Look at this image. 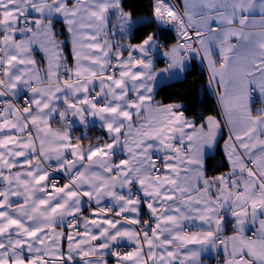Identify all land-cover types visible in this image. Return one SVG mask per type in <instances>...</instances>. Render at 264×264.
I'll use <instances>...</instances> for the list:
<instances>
[{
	"label": "snow or ice",
	"instance_id": "obj_1",
	"mask_svg": "<svg viewBox=\"0 0 264 264\" xmlns=\"http://www.w3.org/2000/svg\"><path fill=\"white\" fill-rule=\"evenodd\" d=\"M180 3L0 0V264H264V0ZM197 63L222 120L155 99Z\"/></svg>",
	"mask_w": 264,
	"mask_h": 264
},
{
	"label": "trees",
	"instance_id": "obj_2",
	"mask_svg": "<svg viewBox=\"0 0 264 264\" xmlns=\"http://www.w3.org/2000/svg\"><path fill=\"white\" fill-rule=\"evenodd\" d=\"M153 0H123L126 11H131L134 17H148L151 13ZM153 31L155 25L142 26L136 33L139 37L144 31ZM161 41L171 44L175 42L174 32L166 31L160 35ZM138 42V41H133ZM69 47V45L67 46ZM67 51V49H66ZM160 63V61L158 62ZM207 74L200 64H194L191 73L185 74L184 79L177 83H172L158 91L155 99L163 104L180 103L185 105L182 111L189 117L200 115L218 116V108L213 95L207 86ZM97 130L91 128L89 133L93 135ZM221 143V142H220ZM208 176H213L221 171H226L227 161L221 151L220 146L215 150V154L206 158ZM215 169V171H213Z\"/></svg>",
	"mask_w": 264,
	"mask_h": 264
},
{
	"label": "crops",
	"instance_id": "obj_3",
	"mask_svg": "<svg viewBox=\"0 0 264 264\" xmlns=\"http://www.w3.org/2000/svg\"><path fill=\"white\" fill-rule=\"evenodd\" d=\"M175 2H176V4H177L178 6L181 7V9H183V5L180 3V0H175ZM140 17H144V16H140ZM144 18H147V17H144ZM56 27H57V30H59L60 25L57 24ZM57 38L60 39V40H65V36H58ZM233 43H235V40L233 41ZM69 48H70V45H69ZM213 58H214V59H217V61H218L217 66H219L218 50L213 52ZM37 60H38V61L41 60V57H40L39 55L37 56ZM158 62H159V61H158ZM163 66H164V64H163L162 61H160V63H157V67H158V68L163 67ZM204 67H205V70L207 71L206 63H205V65H204ZM207 75H208V71H207ZM214 98H215V101H216V104H217V108H218V112H219V102H218L217 96L215 95ZM260 107H264V104H261V103H258V102L255 101V103L253 104V108L256 109V108H260ZM217 118H218V119H221V120L223 119L222 115H218ZM53 126H54V127H58L59 125H58L57 123L53 122ZM92 128H95L97 131H96L93 135H91V134L89 133V131H90V129H91V128H90V129L88 130V136H90L92 139H91V141H89V140H85V143H89V142L95 143V142H96V137H99V136L104 135V133L102 132V130L99 128L98 125H97L96 127H92ZM82 130H83V129H81V128H76L74 134H75V135H80V133H81ZM225 138H226V137H225ZM106 139H107V137L105 136V140H106ZM220 148H221V151H222V148H223V141H221V143H220ZM222 153H223V152H222ZM119 158H121V157H117V159H119ZM227 166H228V168H227L226 171L229 170V165H228V163H227ZM226 171H221V172H219V173L216 174V175H219L220 173H223V172H226ZM209 177H211V176H209ZM88 211H89V209L86 208V209H85V215L88 214ZM143 219H147V216H143ZM231 234H232V228H231L230 226H226V228H225V232H224V235H225V236H228V235H231ZM129 250H131V248H130L129 246L125 245V246L123 247V251H129ZM123 251H122V252H123ZM214 253H215V251L212 252V253H210V254H208V255H204V256H202L203 264H205V261H206L208 258L212 257V256L214 255ZM105 259H107L108 264H116V260H115V258H113V257H105ZM225 259H226V256H225V253L223 252V264H225Z\"/></svg>",
	"mask_w": 264,
	"mask_h": 264
},
{
	"label": "built area",
	"instance_id": "obj_4",
	"mask_svg": "<svg viewBox=\"0 0 264 264\" xmlns=\"http://www.w3.org/2000/svg\"><path fill=\"white\" fill-rule=\"evenodd\" d=\"M208 90H209V88H208ZM209 92L213 95L211 90H209ZM214 96L215 95H213V97ZM255 101L258 103H261L260 99H256ZM63 182L64 181H61V183H63ZM121 251H123V247L121 248ZM205 264H223V250L215 251L214 255L205 261Z\"/></svg>",
	"mask_w": 264,
	"mask_h": 264
},
{
	"label": "rangeland",
	"instance_id": "obj_5",
	"mask_svg": "<svg viewBox=\"0 0 264 264\" xmlns=\"http://www.w3.org/2000/svg\"><path fill=\"white\" fill-rule=\"evenodd\" d=\"M172 2H173L174 4H176L175 0H172ZM176 5H177V4H176ZM174 35H175V33H174ZM175 39H176V36H175ZM203 68H204V70H205L204 65H203ZM205 72H206V74H207V71H206V70H205ZM207 78H208V75H207Z\"/></svg>",
	"mask_w": 264,
	"mask_h": 264
}]
</instances>
